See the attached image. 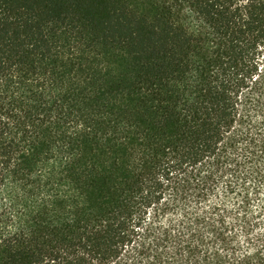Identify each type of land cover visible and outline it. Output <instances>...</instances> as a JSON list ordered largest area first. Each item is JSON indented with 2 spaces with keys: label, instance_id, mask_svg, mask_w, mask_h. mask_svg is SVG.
Returning a JSON list of instances; mask_svg holds the SVG:
<instances>
[{
  "label": "trees",
  "instance_id": "16d2710c",
  "mask_svg": "<svg viewBox=\"0 0 264 264\" xmlns=\"http://www.w3.org/2000/svg\"><path fill=\"white\" fill-rule=\"evenodd\" d=\"M163 1L0 0V264H264V0Z\"/></svg>",
  "mask_w": 264,
  "mask_h": 264
},
{
  "label": "rangeland",
  "instance_id": "374dc122",
  "mask_svg": "<svg viewBox=\"0 0 264 264\" xmlns=\"http://www.w3.org/2000/svg\"><path fill=\"white\" fill-rule=\"evenodd\" d=\"M118 1H121L127 4L132 9L144 14H154L156 12H159L161 10L160 9L161 5L164 4L163 0H118ZM262 85L264 91V78L262 80ZM262 98H264V96H262ZM242 113L245 115V121L250 122L251 131L255 135L264 136V104L260 106L245 104ZM250 187L251 184L248 186V189H250ZM225 189H226V181L222 180L219 187L221 196L225 197L226 194ZM238 197L240 196L237 194H231L230 199L231 198L236 199Z\"/></svg>",
  "mask_w": 264,
  "mask_h": 264
}]
</instances>
